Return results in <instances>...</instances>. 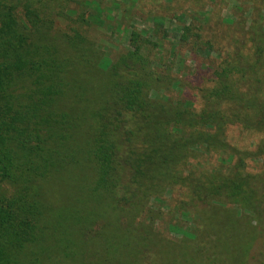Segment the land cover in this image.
Masks as SVG:
<instances>
[{
  "label": "trees",
  "instance_id": "obj_1",
  "mask_svg": "<svg viewBox=\"0 0 264 264\" xmlns=\"http://www.w3.org/2000/svg\"><path fill=\"white\" fill-rule=\"evenodd\" d=\"M45 1L0 0V264H195L156 225L154 202L175 188L183 213L207 205L198 216L216 236L237 225L234 212L264 235V22L201 74L211 84L197 102L160 94L180 80L150 66L141 49L158 43L135 29L131 49L102 66L74 31L81 66L54 65ZM178 19L179 45L192 29Z\"/></svg>",
  "mask_w": 264,
  "mask_h": 264
},
{
  "label": "rangeland",
  "instance_id": "obj_2",
  "mask_svg": "<svg viewBox=\"0 0 264 264\" xmlns=\"http://www.w3.org/2000/svg\"><path fill=\"white\" fill-rule=\"evenodd\" d=\"M45 2H49L52 9L44 10L45 27L41 31V37L46 39L49 48L53 47L51 59L54 65L71 66V74L75 72L72 66H81V46L76 49L78 45L72 41L74 31H77L80 40L84 39L83 44L93 56L90 61L96 66H102L106 59L114 62L131 49L129 34L135 29L145 36H151L152 40L158 43L155 48L148 45L141 49L144 56L148 54L151 58L150 66L156 67L160 74L180 80V86H176L175 80L169 86L162 83L164 88H161L160 94L175 99L182 97L184 93L186 97H192L197 102V87L211 84V81L207 82L205 78L219 65L225 53L233 49L234 40H241V37L249 35L247 28L253 25V20L264 22V0ZM178 18L190 24L192 29L187 35L188 41L179 45L181 29L177 23ZM155 20L164 23L161 30L153 25ZM206 40L212 43L208 52L204 50ZM242 41L243 39L240 43ZM191 42H195L201 50H187ZM85 57L88 59V55ZM86 84L90 85L88 80ZM157 95L158 92L150 91L151 97ZM229 133L230 141L234 142L239 138L236 129L230 130ZM242 140L246 148L253 149L251 142L257 141L258 136L242 137ZM205 162L203 160V164ZM248 169L257 170L252 167ZM0 192H4V187H0ZM183 198L184 194L175 188L167 190L162 196V201L154 202V208H158L160 213L156 225L161 231V241H172L173 245L180 246L183 244L181 248L186 244L185 250H189L195 257V264H264V235L249 214L234 212L237 225L231 226L226 236L218 237L215 235L217 230L207 226L208 224L204 225L198 216L204 219L203 208L207 205L198 204L196 207L200 209L194 207L188 210L189 214H185L179 204ZM227 207L231 209L230 205ZM168 224H176L180 232H190L193 238L183 241L181 233L168 230ZM233 234L239 237L234 239Z\"/></svg>",
  "mask_w": 264,
  "mask_h": 264
}]
</instances>
